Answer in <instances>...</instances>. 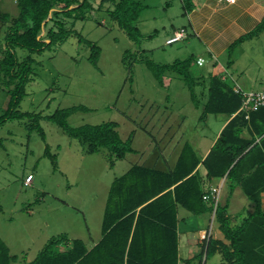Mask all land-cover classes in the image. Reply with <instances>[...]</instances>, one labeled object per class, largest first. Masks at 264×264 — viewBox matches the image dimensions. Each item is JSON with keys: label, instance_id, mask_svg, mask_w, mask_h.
Instances as JSON below:
<instances>
[{"label": "rangeland", "instance_id": "rangeland-1", "mask_svg": "<svg viewBox=\"0 0 264 264\" xmlns=\"http://www.w3.org/2000/svg\"><path fill=\"white\" fill-rule=\"evenodd\" d=\"M136 1L146 7L136 23L139 44L132 42L103 11H91L85 20L75 23L66 19L68 28L74 25V32L100 48L97 68L87 60L90 47L79 43L74 33L64 43L31 55L32 81L25 88L20 111L45 116L57 109L84 106L88 111L71 115L70 126L116 122L121 140L133 133L131 147L135 153L122 160L110 158L105 148L89 153L88 143L81 144L43 119L39 122L45 140L35 129L27 128L33 119L0 126V239L10 255L17 256L14 264L32 261L62 234L69 240H82L91 248L101 237L104 206L114 178L133 164L168 171L170 167L164 164L174 165L183 144L189 143L197 154H202L223 128L225 115L199 120L207 94L202 84L195 86L199 100L196 107L178 75L165 73L161 85L144 63L150 60L163 65L190 59V74L202 83L207 81L208 55L198 40L190 36L166 44L172 28L187 26L183 15L187 0ZM98 2L94 0L95 8ZM189 2L195 6L194 0ZM15 5L12 0L7 4L11 17L18 15ZM18 51L22 56L26 53ZM199 57L205 60L202 66L197 64ZM134 59L130 71L127 64ZM221 62L228 65V73L221 76L230 87L238 86L246 92L264 90V31L227 52ZM7 100L0 91V111L6 108ZM46 146L57 157L56 168L44 155ZM29 174L33 179L26 184ZM215 185H222V205L227 196L224 179ZM230 201L231 210L239 207L238 211L248 203L240 190ZM178 216L195 217L199 228L211 231L214 237L219 235L214 217L193 216L182 208ZM181 232L180 257L184 264L183 260L199 253L195 241L199 235ZM187 241L189 245H185ZM218 262L219 256L215 255L207 264Z\"/></svg>", "mask_w": 264, "mask_h": 264}, {"label": "trees", "instance_id": "trees-1", "mask_svg": "<svg viewBox=\"0 0 264 264\" xmlns=\"http://www.w3.org/2000/svg\"><path fill=\"white\" fill-rule=\"evenodd\" d=\"M15 3L16 17L0 12V91L8 97L6 108L0 111V126L9 121L33 119L27 128L35 129L45 140L39 122L43 119L57 125L81 144L88 143L89 153L105 148L115 160L135 153L131 147L133 133L127 140H121L116 122L70 126L68 119L71 115L88 111L84 106L57 109L45 116L22 112L19 106L26 95L27 84L32 81L34 59L31 55L64 43L72 33L79 43L84 42L90 47L87 60L97 68L100 48L74 32V25L68 28L66 19L75 23L76 20H85L91 11H103L132 42L139 44L136 23L146 7L136 0H99L96 8L94 0H15ZM189 3L187 0L183 6L185 15L193 7ZM263 31L264 16L250 32L236 39L228 52ZM19 49L26 52L24 56L19 54ZM133 62L135 59L127 64L130 71ZM144 63L161 85L165 73L178 75L196 107L199 100L195 86L203 85L207 94L204 95L206 99L200 121H205L208 115H225L229 121L204 159L185 143L174 167L168 171L133 164L123 175L114 178L104 206L101 237L94 246L87 248L82 240H69L62 234L25 264H178V207L197 217L208 215L211 220L213 202L203 201L202 196L208 192L213 179H224L227 188L225 202L218 204L213 218L227 243L212 238L206 231L199 253L184 262L207 264L218 255L216 264H264V211L261 208L264 194V107L250 111L246 118V114L239 111L241 96L221 78L219 63L214 64L213 72L203 83L190 74V59L163 65L150 60ZM245 131L248 137L243 135ZM44 155L56 168L57 157L49 153L48 146ZM236 188H240L246 199L254 204V211L240 223L233 224L228 207ZM16 262L17 256L10 255L9 248L0 239V264Z\"/></svg>", "mask_w": 264, "mask_h": 264}, {"label": "crops", "instance_id": "crops-1", "mask_svg": "<svg viewBox=\"0 0 264 264\" xmlns=\"http://www.w3.org/2000/svg\"><path fill=\"white\" fill-rule=\"evenodd\" d=\"M9 1L11 2V0H0V12L8 13L7 4H9ZM194 1H195V6H193L192 9L186 15L183 14L184 17L187 19V26H182L180 29L186 30L187 35L185 39H187L190 36L194 37L203 46L204 54L208 55L207 56L208 76L211 72H213L215 63H219L220 66L219 70L221 71L220 73L221 76L222 73L225 74L228 73L227 72L228 65L223 64L221 62V57L225 56V54L228 52L229 46L236 39L250 32L261 21V19L264 16V0H235L234 3H228L224 1L219 2L218 0H194ZM12 2L15 3V0H12ZM176 31L178 30L172 28L171 36ZM198 59H203L202 65L205 63L203 57H199ZM221 77L226 80L225 76H221ZM229 119L230 118L225 119V121L222 124V127H224V125L229 121ZM218 134L219 132L216 134L209 148H207L205 152H203L202 154H198L199 157H201V159L205 158L210 148L214 144L215 140L217 139ZM243 135L246 137L249 136L246 131L243 133ZM164 165H167V167H170V169L174 167V165L169 166L166 163ZM198 169L201 174H204L201 167H198ZM216 181L222 182V180L213 179L210 182L209 186L215 185ZM238 190H240V188H236L234 190L230 200L234 199V195ZM240 192L242 193L241 190ZM242 195L244 196L243 193ZM230 203L231 201H229L228 213L233 224L240 223V221L244 217L248 216L254 211V204L250 201H248V203L245 204L244 207H242L243 209H241L240 211H238L239 207H236L234 208V210H231L233 208V205ZM180 208L181 207H178V212ZM250 208L253 209L250 210ZM261 208L264 211V194H262L261 196ZM177 219H178L177 232H178V255H179L178 264H182L181 262L182 258L180 257V241H179L180 232L182 231L181 233H184L187 236L198 233L199 236L195 237V241H196V245L199 246L204 237V236L202 237V234L208 230L204 228H199L200 224L197 223L198 220H196L195 217L177 216ZM209 234L211 235L212 238L219 239L222 240L224 243H227L223 239V235L220 231L217 237H214L211 231H209ZM97 242H95L93 246ZM185 245H189L188 241L185 243ZM193 256L194 255L188 257L187 259H191ZM183 263L186 264L184 260ZM191 264H197V261H193Z\"/></svg>", "mask_w": 264, "mask_h": 264}, {"label": "built area", "instance_id": "built-area-1", "mask_svg": "<svg viewBox=\"0 0 264 264\" xmlns=\"http://www.w3.org/2000/svg\"><path fill=\"white\" fill-rule=\"evenodd\" d=\"M219 2H228L234 3L235 0H218ZM187 33L185 29H180L173 33L171 37L166 40L167 45H171L177 41H181L185 39ZM203 59H198L197 64L202 65ZM223 79V78H222ZM233 90L236 94L241 96V107L239 111H242L246 114V118H248V114L250 111L257 110L258 108L264 107V90L262 91H243L240 87L234 86ZM33 177L29 174L26 179L25 183L28 184L32 181ZM222 185H212L209 186V190L207 193L203 194L202 199L205 202L212 201L213 202V214L214 217L215 210L220 201V194H221Z\"/></svg>", "mask_w": 264, "mask_h": 264}]
</instances>
